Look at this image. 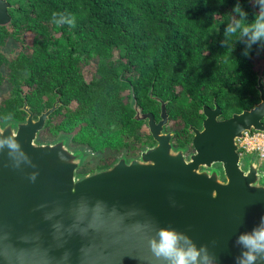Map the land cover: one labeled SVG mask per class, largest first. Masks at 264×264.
Here are the masks:
<instances>
[{"label": "trees", "instance_id": "trees-1", "mask_svg": "<svg viewBox=\"0 0 264 264\" xmlns=\"http://www.w3.org/2000/svg\"><path fill=\"white\" fill-rule=\"evenodd\" d=\"M6 2L0 125L22 121L23 103L35 118L57 98L36 141L69 137L92 153L108 152L97 170L153 145L135 109L156 120L160 100L172 146L191 150L187 129L199 127L202 107L215 104L226 119L258 102L257 76L264 87V37L252 40L264 25L262 0ZM9 42L17 47L6 57Z\"/></svg>", "mask_w": 264, "mask_h": 264}, {"label": "water", "instance_id": "water-1", "mask_svg": "<svg viewBox=\"0 0 264 264\" xmlns=\"http://www.w3.org/2000/svg\"><path fill=\"white\" fill-rule=\"evenodd\" d=\"M9 7L0 0V27ZM255 90L258 102L226 119L215 104L202 107L200 128L187 129V157L164 130L160 100L157 121L135 109L153 145L83 175L82 154L64 138L36 141L57 98L35 118L23 103L22 121L0 125V264H172L152 251L161 230L193 248L195 264H264V247L241 239L264 245V172L252 159L242 169L235 144L244 131L264 133L260 76Z\"/></svg>", "mask_w": 264, "mask_h": 264}, {"label": "clouds", "instance_id": "clouds-1", "mask_svg": "<svg viewBox=\"0 0 264 264\" xmlns=\"http://www.w3.org/2000/svg\"><path fill=\"white\" fill-rule=\"evenodd\" d=\"M264 2V0H262ZM239 11V9H237ZM261 16H264V9L261 10ZM259 30L255 31L252 35V40L255 41L261 37H264V25H258ZM230 32H235V28H229ZM243 32L247 34L249 28L245 27ZM10 147L15 148V144H10ZM159 242H151L152 251L157 257L163 256L165 259L171 260L172 264H195L198 253L193 249L189 248L184 251L178 247V241L182 239L174 232L161 230L159 232ZM247 243H251L256 247H264V245L257 246L254 240H249L247 237H241ZM257 239L264 241V231H261L257 235ZM255 259L252 255H248V260Z\"/></svg>", "mask_w": 264, "mask_h": 264}, {"label": "rangeland", "instance_id": "rangeland-1", "mask_svg": "<svg viewBox=\"0 0 264 264\" xmlns=\"http://www.w3.org/2000/svg\"><path fill=\"white\" fill-rule=\"evenodd\" d=\"M30 35H25L24 36V42L26 44H29L30 43ZM16 47H17V44H15L14 42H9L8 44H6V46L3 48L2 50V53L8 57V56H11L13 55V53L16 51ZM260 66L263 68L264 67V61L260 63ZM262 83V81H261ZM263 85V84H262ZM7 89H0V95L1 96H4L5 95V91ZM231 114H234V113H231ZM230 114V115H231ZM164 130L166 132H172L171 130V125L167 123V125L164 127ZM42 134L39 135V142L41 143H50V142H53L55 141L56 139H58L59 137H56V138H50V137H44L42 138L41 136ZM65 146L68 150H71V151H77V152H80L82 154V157H81V161L79 163V167H78V171L76 170L75 171V174H79V175H83V174H87V173H91V172H94L97 170L96 168V164L100 163V161L103 159V157H105V155H109L108 152H105L104 154L102 153H92L90 152L87 148L85 147H81V146H76L74 144H72L70 142V139L69 137L66 138L65 140ZM186 149H188L186 147ZM189 152V150L187 151ZM108 153V154H107ZM252 159L255 163H257V160L256 158L253 156V155H246V156H242L239 160V165L242 167V169L245 168V164L248 160ZM262 169H263V172H264V164L260 166Z\"/></svg>", "mask_w": 264, "mask_h": 264}, {"label": "built area", "instance_id": "built-area-1", "mask_svg": "<svg viewBox=\"0 0 264 264\" xmlns=\"http://www.w3.org/2000/svg\"><path fill=\"white\" fill-rule=\"evenodd\" d=\"M237 147L236 154L238 159L242 156L253 155L257 163L264 164V133L257 131H244L240 138L235 140Z\"/></svg>", "mask_w": 264, "mask_h": 264}, {"label": "flooded vegetation", "instance_id": "flooded-vegetation-1", "mask_svg": "<svg viewBox=\"0 0 264 264\" xmlns=\"http://www.w3.org/2000/svg\"><path fill=\"white\" fill-rule=\"evenodd\" d=\"M208 108H212V107H208ZM202 115V114H201ZM203 117V116H202ZM158 119H156L155 121H157ZM202 120H203V118H202ZM201 120V121H202ZM217 120H222L221 118H220V116H219V118H217ZM200 124H201V122H200ZM200 128V125H199V127H198V129ZM191 138H192V136H191ZM173 139V136H172V138H171V140ZM172 144V143H171ZM190 144H191V140H190ZM189 149H186V147H184V151H185V156L187 157V156H189V154L190 153H192V147H191V150H189V152H187ZM214 167H218L217 165H213Z\"/></svg>", "mask_w": 264, "mask_h": 264}]
</instances>
